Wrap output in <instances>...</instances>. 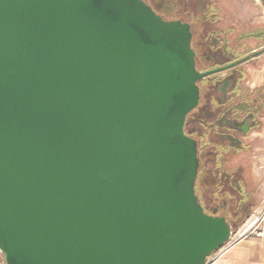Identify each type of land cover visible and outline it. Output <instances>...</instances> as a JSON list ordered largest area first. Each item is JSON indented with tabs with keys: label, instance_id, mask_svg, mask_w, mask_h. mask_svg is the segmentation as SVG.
<instances>
[{
	"label": "water",
	"instance_id": "water-1",
	"mask_svg": "<svg viewBox=\"0 0 264 264\" xmlns=\"http://www.w3.org/2000/svg\"><path fill=\"white\" fill-rule=\"evenodd\" d=\"M206 75L189 26L142 0H0L6 264H206L227 246L184 132Z\"/></svg>",
	"mask_w": 264,
	"mask_h": 264
},
{
	"label": "flooded vegetation",
	"instance_id": "flooded-vegetation-1",
	"mask_svg": "<svg viewBox=\"0 0 264 264\" xmlns=\"http://www.w3.org/2000/svg\"><path fill=\"white\" fill-rule=\"evenodd\" d=\"M142 1L163 20L190 28L196 71L207 74L196 82L199 102L184 124L197 143L196 195L206 213L239 221L250 196L245 140L264 124V82H251L247 68L264 56H253L264 51V0Z\"/></svg>",
	"mask_w": 264,
	"mask_h": 264
},
{
	"label": "rangeland",
	"instance_id": "rangeland-1",
	"mask_svg": "<svg viewBox=\"0 0 264 264\" xmlns=\"http://www.w3.org/2000/svg\"><path fill=\"white\" fill-rule=\"evenodd\" d=\"M258 4V2H256ZM260 5V4H259ZM249 14L246 16V23L251 22ZM255 67L248 66L250 81L256 83L264 82V56L257 60ZM249 65V64H247ZM246 174L250 187L248 188L249 199L242 204L241 214L242 217L239 221L230 223L233 231L238 232L252 218L259 216L264 208V124L259 131H255L251 136L246 137ZM239 162V161H237ZM236 165V164H235ZM215 198L219 197L220 193L214 191ZM203 206V204H201ZM235 208V203L230 205ZM204 207V206H203ZM208 213V212H207ZM209 214V213H208ZM231 219V218H230Z\"/></svg>",
	"mask_w": 264,
	"mask_h": 264
},
{
	"label": "crops",
	"instance_id": "crops-1",
	"mask_svg": "<svg viewBox=\"0 0 264 264\" xmlns=\"http://www.w3.org/2000/svg\"><path fill=\"white\" fill-rule=\"evenodd\" d=\"M264 214V208L260 215ZM263 235L256 233L237 239L211 256V264H264Z\"/></svg>",
	"mask_w": 264,
	"mask_h": 264
},
{
	"label": "built area",
	"instance_id": "built-area-1",
	"mask_svg": "<svg viewBox=\"0 0 264 264\" xmlns=\"http://www.w3.org/2000/svg\"><path fill=\"white\" fill-rule=\"evenodd\" d=\"M263 225H264V214L252 218L250 221H248V223L246 224V226H244L242 230H238V232L233 231L230 243L233 242L234 238L241 239L253 233H256L262 236L263 235V231H262ZM211 263H212L211 258H209L206 264H211ZM0 264H6L5 256L1 250H0Z\"/></svg>",
	"mask_w": 264,
	"mask_h": 264
}]
</instances>
